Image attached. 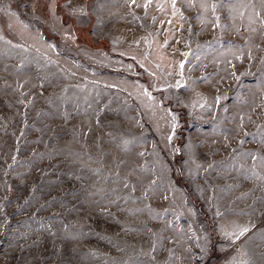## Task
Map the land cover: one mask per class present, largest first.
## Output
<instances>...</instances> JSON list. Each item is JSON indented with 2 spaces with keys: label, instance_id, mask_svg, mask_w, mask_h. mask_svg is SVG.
<instances>
[{
  "label": "rangeland",
  "instance_id": "obj_1",
  "mask_svg": "<svg viewBox=\"0 0 264 264\" xmlns=\"http://www.w3.org/2000/svg\"><path fill=\"white\" fill-rule=\"evenodd\" d=\"M0 264H264V0H0Z\"/></svg>",
  "mask_w": 264,
  "mask_h": 264
}]
</instances>
